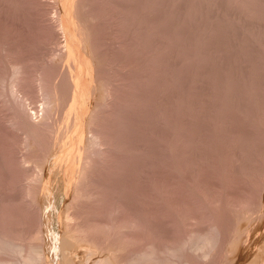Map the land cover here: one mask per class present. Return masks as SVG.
<instances>
[{"label": "rangeland", "instance_id": "374dc122", "mask_svg": "<svg viewBox=\"0 0 264 264\" xmlns=\"http://www.w3.org/2000/svg\"><path fill=\"white\" fill-rule=\"evenodd\" d=\"M213 225L187 264H264V0H0V234L89 264Z\"/></svg>", "mask_w": 264, "mask_h": 264}, {"label": "bare ground", "instance_id": "6f19581e", "mask_svg": "<svg viewBox=\"0 0 264 264\" xmlns=\"http://www.w3.org/2000/svg\"><path fill=\"white\" fill-rule=\"evenodd\" d=\"M77 3V2H76ZM79 14V13H78ZM70 28V27H69ZM69 28H68V30H69ZM69 32H71V30H69ZM71 34V33H70ZM69 34V35H70ZM77 34V33H76ZM72 35V34H71ZM73 36H75V34L73 35ZM76 39V38H75ZM71 40V39H70ZM76 41V40H75ZM74 40H72L71 42H70V46H69V48L71 47V55L73 56V58H74V56L76 55V53L78 54V57H80L79 56V54H80V52H76L75 53V51H76V42H75ZM88 42V41H87ZM86 46V45H85ZM88 47H89V45H88ZM79 48V47H78ZM81 48V47H80ZM79 50V49H78ZM77 50V51H78ZM87 50V49H86ZM79 51H81V50H79ZM89 51V50H88ZM91 54V53H90ZM82 55H84L83 53H82ZM85 55H87V54H85ZM91 56V55H90ZM77 57V56H76ZM83 57V56H82ZM86 57V56H85ZM91 58V57H90ZM82 59V58H81ZM84 60H85V58H83ZM82 59V60H83ZM87 59V58H86ZM83 60V61H84ZM81 61V60H80ZM93 61V60H92ZM68 62V61H67ZM85 63V62H84ZM83 63V64H84ZM88 63V62H87ZM68 64H69V62H68ZM85 66H86V64H85ZM88 66V65H87ZM86 66V67H87ZM92 66V65H91ZM68 68V67H67ZM89 68V67H88ZM94 68V67H93ZM86 69V68H85ZM90 69V68H89ZM95 70V69H94ZM67 71V70H66ZM90 71H91V69H90ZM87 73H88V71H87ZM90 73V72H89ZM95 73V72H94ZM82 74H83V72H82ZM78 75V74H77ZM78 76H80V75H78ZM95 76V75H94ZM81 77V76H80ZM67 78H69V77H67ZM64 79V78H63ZM72 79V78H71ZM79 79H82V78H79ZM84 80V79H83ZM88 80V79H87ZM64 81H65V79H64ZM69 82V81H68ZM72 84V83H71ZM75 83H73V85H74ZM77 84V83H76ZM81 84H82V82H81ZM67 86V85H66ZM78 86V85H77ZM85 86V85H84ZM71 89V88H70ZM104 90V89H103ZM95 91V90H94ZM94 94V93H93ZM73 95V94H72ZM72 98V97H71ZM78 102V101H77ZM74 105V104H73ZM75 105H76V103H75ZM77 109V108H76ZM91 115V114H90ZM67 121H65V123H66ZM70 123V122H69ZM68 127V126H67ZM89 129V128H88ZM49 132V131H48ZM50 132H51V130H50ZM52 133V132H51ZM97 134V133H96ZM51 135V134H50ZM75 135V134H74ZM78 135V134H77ZM91 137V136H90ZM50 138V137H49ZM89 138V137H88ZM73 139V138H72ZM79 139H80V137H79ZM78 141V140H77ZM89 141V140H88ZM79 143H80V141H79ZM77 145H78V143H77ZM48 147V146H47ZM64 147V146H63ZM71 148V147H70ZM88 148V147H87ZM65 150V149H64ZM76 150H78L77 148H76ZM86 151V150H85ZM67 152V156H69L70 154L71 155H74L75 153L73 152V148L72 149H68V151H66ZM81 152V151H80ZM74 153V154H73ZM86 153V152H85ZM50 154V153H49ZM62 154H64V153H62ZM70 155V156H71ZM69 156V158L68 159H70L71 157ZM84 157V156H83ZM59 158V157H58ZM73 158V157H72ZM86 158V157H85ZM80 161V160H79ZM37 163V162H36ZM87 163V162H86ZM85 163V164H86ZM84 164V163H83ZM38 165V164H37ZM90 165V164H89ZM88 165V166H89ZM82 167V166H81ZM89 168H90V166H89ZM89 170V169H88ZM60 171V170H59ZM66 172V171H65ZM77 172V171H76ZM83 171H81V173H82ZM88 172V171H87ZM86 173V172H85ZM81 175V174H80ZM80 177H78V179H79ZM86 178V177H85ZM83 181H84V179H83ZM80 183H81V181H80ZM79 184V183H78ZM84 184V183H83ZM45 187V186H44ZM51 188V187H50ZM80 188V187H79ZM81 188H84V187H81ZM89 188V187H88ZM52 190V189H51ZM77 190V189H76ZM80 190V189H79ZM83 190V189H82ZM89 191V190H88ZM77 192V191H76ZM83 193V192H82ZM79 195H80V193H79ZM83 196V195H82ZM51 197V196H50ZM81 197V196H80ZM49 198V197H48ZM80 199V198H79ZM73 200V199H72ZM83 200V199H82ZM64 201V200H63ZM67 201V200H66ZM50 202V201H49ZM70 202V201H69ZM74 202V201H73ZM72 202V203H73ZM75 202H77V201H75ZM75 202L73 203V204H75ZM73 204H71L72 206H74ZM76 205V204H75ZM69 207V206H68ZM74 207H76V206H74ZM71 208V207H70ZM46 209V208H45ZM69 209V208H68ZM64 210H66V209H64ZM74 210H76V209H74ZM74 210H72V212L74 211ZM69 211V210H68ZM68 211H67V213H68ZM63 213V212H62ZM64 214L63 215V217L66 215H69V214ZM48 214V213H47ZM46 213H45V215H47ZM62 215V214H61ZM74 215V214H73ZM48 216V215H47ZM72 217V216H71ZM249 217V216H248ZM66 218V217H65ZM70 217H68L67 216V218L66 219H69ZM254 218V217H253ZM62 220V219H61ZM254 220V219H253ZM68 221V220H67ZM67 221H65L66 223H68L69 224V226H70V229H72L73 230V232H75L77 229H79V227L78 228H76L74 225V227H75V229L76 230H74L73 228H71L72 227V224L71 223H73V222H71L70 221V219H69V221L71 222V223H69V221L67 222ZM251 221V220H250ZM61 222H63V220L61 221ZM64 222V223H65ZM254 222V221H253ZM65 223V225H67ZM241 224V223H240ZM252 224V223H251ZM63 225V224H62ZM250 225V224H249ZM47 226V225H46ZM46 226H45V228H46ZM241 226V225H240ZM243 226V225H242ZM40 227V226H39ZM65 227H68V226H65ZM83 227V226H82ZM81 227V228H82ZM252 227V226H251ZM211 228H212V226H211ZM247 228V227H246ZM256 228V227H255ZM47 229H48V227H47ZM69 228H66V230H70ZM202 229H204V228H202ZM240 229V228H239ZM243 229V228H242ZM260 229V228H259ZM79 230H81L82 232H83V230L82 229H79ZM79 230H77L78 232H79ZM209 230V229H208ZM248 230H250V229H248ZM44 231H45V229H44ZM43 231V232H44ZM64 231H65V228H64ZM63 231V232H64ZM205 231V230H204ZM258 231V230H257ZM47 232H49V231H47ZM51 232V231H50ZM49 232V233H50ZM62 232V231H61ZM220 232V231H219ZM66 233V232H65ZM77 233V232H76ZM242 233H243V231H242ZM261 233V232H260ZM3 234H5V233H3ZM1 235L0 234V252L2 253H6L7 255H8V253L9 254H11V256H9L8 255V258L9 257H12V258H9V259H6L5 257H3V258H0L1 260H0V264H19L18 262H21L20 264H36L41 258H42V255H43V253H46V255H44L45 257L47 256L48 257V255H47V252H46V248H45V252H43V250H44V246L41 244V243H35V244H28V246H27V250H26V246L24 247L23 246V241L24 240H22L20 243H22V244H20V243H18V242H16L15 240H13V239H11V238H13L12 236L11 237H9L8 238V236H6V234L5 235ZM60 234V233H59ZM59 234H57V235H59ZM62 234V233H61ZM70 234V233H69ZM256 234V233H255ZM255 234H254V236H255ZM51 235V234H50ZM52 235H53V232H52ZM63 235V234H62ZM61 235V236H62ZM73 235V234H72ZM71 235V236H72ZM76 237L77 236H80V235H84V234H80V235H76V234H74ZM187 235V236H186ZM218 233H217V230L214 228V225H213V228L212 229H210L209 231H206V232H203V230L200 232V231H193V232H191V233H189V235L188 234H185V236H183V237H185V238H183L182 240H181V238H180V240L181 241H179V243L178 242H176V243H172V244H170V245H166V243H165V246H163V248H157V247H154L153 245H151V242H150V245L148 244L147 245V247H145L144 249H141V250H134V251H132L130 254L128 253V252H126L127 253V257H125L126 255H125V253L124 252H119L120 253V255H125L124 256V259H122V261H118V259H119V256L117 257L116 255L118 254L117 252H116V254H114V253H110V254H106L107 256H105V257H103V256H101L100 254L101 253H99L98 251H95L94 250V252H98V254L101 256V258H100V256L98 257L97 255V257L96 258H98V259H92L93 260V262H91L92 264H159L160 262H163V264H187V263H189V260H187V259H185V258H183V256H182V254H184V252L186 251V250H189L191 253H193L192 255H194L196 258H204V257H206V256H208L209 254H211L212 252V249L214 248V246L216 245V242H217V237H218ZM242 235H244V234H242ZM36 236V235H35ZM55 236H56V234H55ZM67 236H69L68 235V232H67ZM67 236L65 235L64 237H63V240L60 238V240H62L61 242H62V248H60V246L58 247V250H59V248L62 250V254L64 255L62 258H64V259H61V260H65V262L66 263H64L63 261H62V264H69V261L71 262V264H72V262H74L72 259H70L71 257L70 256H72L73 254H74V256H75V254L76 253H74L73 251H71V252H73L71 255L69 254V251H67L68 253L66 254V253H64L65 251L64 250H66L68 247L66 246V244L68 243L69 244V242L71 241V240H68L70 237H68L67 238ZM232 236H233V234H232ZM238 236H239V234H238ZM34 237V236H33ZM37 237V236H36ZM49 237V236H48ZM73 237V236H72ZM75 237V238H76ZM82 237V236H81ZM241 237V236H240ZM239 237V238H240ZM260 237V236H259ZM261 237H263V236H261ZM35 238V237H34ZM51 238V237H50ZM75 238H74V240H75ZM15 239V238H14ZM30 239L32 240V238L30 237ZM80 239H84L85 240V237H82V238H80ZM19 240V239H18ZM35 240V239H34ZM50 240H52V239H50ZM56 240V239H55ZM57 240H58V238H57ZM84 240H81V241H84ZM88 240H90L89 238H88ZM232 240V239H231ZM240 240H242V238H240ZM246 240V239H245ZM20 241V240H19ZM73 241V240H72ZM72 241H71V244H69V245H72L73 243H72ZM178 241V240H177ZM234 241V240H233ZM232 241V242H233ZM30 242V241H29ZM39 242V241H38ZM53 242H54V239H53ZM56 242V241H55ZM60 242V241H59ZM75 242H77V241H75ZM85 242V241H84ZM127 242H129V241H127ZM171 242V241H170ZM173 242V241H172ZM175 242V241H174ZM240 242V241H239ZM244 242V241H243ZM253 242V241H252ZM50 243V242H49ZM48 243V244H49ZM77 243H79V242H77ZM86 243V242H85ZM87 243H88V241H87ZM169 243V242H168ZM218 243H219V241H218ZM240 243H242V241L240 242ZM47 244V245H48ZM53 243H51V245H52ZM67 244V245H68ZM76 244V243H75ZM75 244H74V246H75ZM97 244V243H96ZM125 244V243H124ZM123 244V245H124ZM128 244V243H127ZM152 244H154V243H152ZM247 244V243H246ZM249 244V243H248ZM45 245V244H44ZM51 245H50V247H51ZM59 245H60V243H59ZM78 244H76V246H77ZM82 245H83V243H82ZM93 245V244H92ZM129 245V244H128ZM240 245V244H239ZM242 245V244H241ZM255 245V244H254ZM73 246V245H72ZM71 246V247H72ZM78 246H81V244H79ZM84 246V245H83ZM94 246V245H93ZM100 246V245H99ZM98 246V247H99ZM131 246H133V245H131ZM146 246V245H145ZM157 246V245H156ZM162 246V245H161ZM235 246H237V244L235 245ZM246 246V245H245ZM248 246V245H247ZM50 247H48V251L49 250H51L52 249V247H54V248H56L57 247V245L56 244H54V246H52L51 247V249H49ZM67 247V248H66ZM85 247V246H84ZM101 247H103V246H101ZM118 247H119V245H118ZM126 247H127V245H126ZM141 247V246H140ZM239 247V246H238ZM237 247V248H238ZM241 247V246H240ZM73 248V247H72ZM87 248H88V246H87ZM91 247H89L88 248V253H86L85 251H84V249H83V251H84V253H86V254H91L92 252V250L90 249ZM95 248V247H94ZM105 248V247H104ZM116 248V247H115ZM132 248V247H131ZM134 248V247H133ZM142 248H143V246H142ZM76 248H74V250H75ZM79 249V248H78ZM77 249V250H78ZM96 249H98V248H96ZM119 249V248H118ZM129 249V248H128ZM137 249V248H136ZM235 249V248H234ZM252 249V248H251ZM250 249V250H251ZM24 250H25V252L26 253H24L23 254V252H24ZM55 250V249H54ZM68 250H69V248H68ZM70 250H71V248H70ZM99 250V249H98ZM109 251L111 250V252H113L112 251V249H108ZM81 251V250H80ZM82 251V252H83ZM115 251V250H114ZM214 251V250H213ZM240 251V250H239ZM248 251V250H247ZM52 252H53V249H52ZM56 252L57 251H55L54 253L56 254ZM61 252V251H60ZM59 252V253H60ZM70 252V253H71ZM189 252V253H190ZM215 252V251H214ZM213 252V253H214ZM226 252V251H225ZM254 252V251H253ZM262 252V251H261ZM121 253H123V254H121ZM188 253V252H187ZM186 253V254H187ZM189 253H188V255H189ZM5 254V255H6ZM21 254V255H20ZM50 254H51V252H50ZM53 254V253H52ZM86 254L84 255V260H85V256H86ZM251 254H253V253H251ZM15 255H20V258L19 259H21L20 261H18V262H16L17 260H19L18 259V257L19 256H17V258H16V256ZM23 255V256H22ZM104 255V254H103ZM188 255H187V257H188ZM192 255H191V257H192ZM234 255V254H233ZM242 255V254H241ZM13 256H14V258H13ZM21 256H22V258H21ZM184 256H185V254H184ZM210 256V255H209ZM212 256V255H211ZM245 256V255H244ZM243 256V257H244ZM50 257H52V256H49V258ZM73 257V256H72ZM87 257H89V256H87ZM90 257H91V255H90ZM93 257V256H92ZM91 257V258H92ZM120 257H122V256H120ZM182 259H181V258ZM241 257V256H240ZM16 258V259H15ZM123 258V257H122ZM126 258V259H125ZM230 258V257H229ZM51 260H50V262L52 261V258H50ZM74 259H75V257H74ZM88 259L89 258H87V260H85L86 262L88 261ZM191 259V258H190ZM247 259V258H246ZM261 259V258H260ZM263 259V258H262ZM47 260V259H46ZM77 260V259H76ZM85 261L83 262L84 264H85ZM240 261V260H239ZM49 262V261H48ZM49 262V263H50ZM53 262V261H52ZM51 262V263H52ZM60 262V261H59ZM78 262V261H77ZM82 263V260L81 261H79L78 263ZM255 262V261H254ZM54 263V262H53ZM56 263V262H55ZM61 263V262H60ZM91 263H89V264H91ZM257 263V262H256ZM261 263V262H260ZM59 264V263H58ZM74 264H75V262H74ZM162 264V263H161ZM252 264V263H251Z\"/></svg>", "mask_w": 264, "mask_h": 264}]
</instances>
